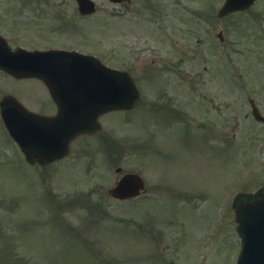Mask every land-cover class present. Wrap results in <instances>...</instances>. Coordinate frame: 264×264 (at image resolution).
I'll list each match as a JSON object with an SVG mask.
<instances>
[{
    "label": "rangeland",
    "instance_id": "374dc122",
    "mask_svg": "<svg viewBox=\"0 0 264 264\" xmlns=\"http://www.w3.org/2000/svg\"><path fill=\"white\" fill-rule=\"evenodd\" d=\"M94 1L96 12L83 20L74 18V0L0 3L9 11L22 8L27 16L37 15L30 23L39 28L38 41L50 40L39 45L78 41L82 49L102 54L109 65L130 68L111 56L115 6L108 0ZM135 1L163 12L162 25L171 23L168 7L177 0ZM178 1L179 92L165 86L166 99L199 126L213 117L209 100L214 97L230 117L225 129L229 150L216 145L211 154L214 142L203 138L208 133L204 125L200 133L193 131L191 141L181 134L179 139L180 131L186 132L175 121L179 115L149 109L159 95L140 76L147 111H112L106 114L112 118L102 121L101 137L116 143L112 152L103 144V151L94 152L91 147L99 137L84 138L64 160L32 168L1 130L0 264H234L239 237L232 199L238 192L264 186V123L252 117L248 102L252 98L264 115V0L243 15L215 23L216 17L204 13L216 10L222 0ZM62 19L70 23L59 29L65 25ZM128 24L148 22L131 17ZM154 24L151 18L149 25ZM47 32L53 36L43 35ZM31 41L35 43L36 36ZM147 63L134 72L157 69ZM43 90L34 80L0 76V93H11L29 107L44 100ZM78 143L88 154L78 151ZM117 165L139 172L145 180L147 189L139 199L107 196Z\"/></svg>",
    "mask_w": 264,
    "mask_h": 264
},
{
    "label": "water",
    "instance_id": "95a60500",
    "mask_svg": "<svg viewBox=\"0 0 264 264\" xmlns=\"http://www.w3.org/2000/svg\"><path fill=\"white\" fill-rule=\"evenodd\" d=\"M77 1L81 12L89 13L94 10L91 0ZM253 2L254 0H224L217 15L223 17L235 10L248 9ZM2 52L7 54L8 63L0 64V68L16 77L41 78L50 93L56 97L52 80L56 78L53 73L58 71L51 67L52 53H23L4 48ZM71 56L61 66V73L66 72L64 78L68 83L81 84V92L78 93L80 95L75 97L74 93L69 94L68 103L59 105L55 117L35 115L39 122L34 121L36 126L32 128V136L29 138L21 137L18 128L12 123L8 124L9 132L21 145L31 163L45 165L63 156L69 142L76 135L98 132L96 120L99 114L111 109H128L139 104L137 89L126 72L105 67L92 57L75 59ZM58 80L59 77L56 78ZM2 103L9 122V113L13 109H20L19 104L11 96H5L0 104ZM252 114L255 119L264 121L254 105ZM142 187L141 177L130 172L124 174L108 192L113 197L123 199L137 195ZM232 207L237 222L235 230L240 237V251L235 264H264V188L236 194Z\"/></svg>",
    "mask_w": 264,
    "mask_h": 264
},
{
    "label": "flooded vegetation",
    "instance_id": "af4514ba",
    "mask_svg": "<svg viewBox=\"0 0 264 264\" xmlns=\"http://www.w3.org/2000/svg\"><path fill=\"white\" fill-rule=\"evenodd\" d=\"M112 4L115 6V9L113 10V17L115 21L112 26L114 37H113V48L111 50V56L113 55L116 61L123 62L131 66L130 68L126 67L124 69L127 70L131 75V77L133 78L134 82L139 88V92L141 96V104L138 107L127 111H123V113L128 112L135 114L144 106L143 96L140 89L141 85L139 84L137 79L138 76L143 77L144 80L147 81L148 85L154 89L155 93L159 95V100H156L154 103H151L152 106L149 109H155L158 110L159 112L168 111L170 113H173L174 114L173 116L174 117L176 116V118L179 115V120H175L174 118L173 119L177 123L181 124L182 125L181 127L186 130V132L180 131L179 139H181L180 137L181 134L184 141H191L194 136L193 131L196 130L198 133H200L199 129L202 131L204 130V126H205L208 130V133H204L203 138L206 137L207 139L214 142V144H212L211 147L212 151H210V153L214 154L216 151V145H221V144L224 147L227 146L226 150H229V144H230L229 136H228V131L225 129H228L227 127H229L230 125L231 122L230 117L226 115L225 107H220L216 105V99L214 97L210 98L209 100V111L213 113V117L209 122L201 123L202 125L199 126L194 125L193 122H190L189 120H186L184 115L180 113L182 109H179L177 106L175 107L173 106L174 105L173 100L166 99V97L169 96L167 94V90L164 89L165 86L171 87L173 90L179 92V1L177 0L175 5L172 4L170 7H168L167 13H168V18L170 19L171 22L168 25L167 24L162 25L159 22V20L163 19L165 14H163V12H161L160 10L151 9L150 5L145 1L139 3V5L135 0H121V1L118 0ZM21 6L25 7L23 4ZM116 7L119 9H116ZM122 8H126L125 12L123 11ZM29 9L31 10V8ZM216 11L217 9L206 10L204 16L215 17ZM248 11H236L227 15L222 19L231 16L243 15ZM24 12L25 11L22 8H20L18 12H16V10L9 11V9L6 8V5L3 8L0 3V35L3 37L7 45H9V47L11 48H17V47H24L27 49L45 48L46 47L45 45H39L38 43L39 42L38 37H40L39 35L40 31L38 30L39 28L36 29L37 24L30 23L32 21L31 16H33L34 19L35 16L37 17V15L27 16ZM131 17H133V19H135L136 22L138 23L148 22V24H133V25L128 24L129 22H131ZM74 18L77 19L80 18V20L81 19L83 20L86 18V15L84 16V15H80L79 13H76L74 14ZM121 18H122L121 22L124 23L120 22ZM151 18L156 22V24L149 25V23H151ZM222 19H214V23L216 20L219 21ZM62 21H66V19H62ZM62 21H58V22L61 23ZM174 21L176 22V24H173ZM7 26H11L12 28H9ZM64 27H66V25L59 26V29H62ZM218 32H221L220 33L221 38H219V40H223L222 30H219ZM35 36H36V42L33 43L31 40ZM49 36H53V35L49 34ZM173 36H175L174 40H172ZM84 41L85 39H83V42ZM57 46L68 48L67 46L64 45H57ZM80 47L82 48V46ZM78 50L80 52H85L82 49H78ZM100 57L103 61H105L102 58V54ZM142 62H149L147 64H152V68H157V69L150 73L136 74L134 70H137L138 66L141 65ZM161 67H165L167 68V70L172 71L174 73L172 72L170 73L159 69ZM0 76H4L1 71H0ZM171 81H174V83H171ZM216 90L223 93L225 91L224 89L221 88H218ZM42 95H44V100L38 102L39 104L37 105L28 107V109L44 115H53L57 109L54 100L51 98L49 94H47L45 90ZM40 96H36V97H40ZM222 102L223 105L227 103L226 100H223ZM143 109L144 112L147 111L145 107H143ZM110 112L112 111L100 115L98 118L99 122L102 123L104 119L112 118L110 117V115H106ZM138 122L140 123V125L142 124L140 121ZM218 125L219 127H217ZM101 134L102 132L98 135H82L75 138L71 142L68 155L61 160L67 158L70 155V153L73 152V149L75 148L77 141L78 140L82 141L84 140V138L92 139L99 137L98 139L99 143L98 144L96 143L93 145V147H91L94 150V152L95 151L98 152L100 150L103 151L104 148L100 147V145L102 144L107 147V150H110V152H112L115 148L114 145L116 143H112L110 139H107L108 137L102 138ZM80 150H84V149L82 148V144L78 143V151ZM219 150L221 152V148ZM84 154H88V149L84 150ZM124 172L125 171L122 170L120 173L122 174ZM121 174L116 176V179H118L121 176ZM146 189L147 186L145 184V191Z\"/></svg>",
    "mask_w": 264,
    "mask_h": 264
}]
</instances>
